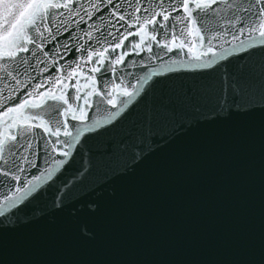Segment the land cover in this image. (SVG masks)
I'll use <instances>...</instances> for the list:
<instances>
[{"label":"water","instance_id":"1","mask_svg":"<svg viewBox=\"0 0 264 264\" xmlns=\"http://www.w3.org/2000/svg\"><path fill=\"white\" fill-rule=\"evenodd\" d=\"M50 2L68 7L51 9L50 19L30 28L27 51L12 58L0 54V221L9 234L71 239L100 231L115 214L116 193L139 200L128 227L148 253L152 246L170 258H180L181 251L207 253L231 241L238 220L258 237V146L248 147L245 158L251 167L239 197L230 188L226 158L195 174L183 163L190 146L236 126L257 128L264 115L259 107L264 105L259 87L264 84L259 35L264 21L253 15L261 5L248 12L244 9L256 0H230L241 4L239 9H229L224 0ZM185 2L195 23L187 19ZM196 3L211 7L205 14ZM7 27L0 11V36ZM245 83L253 87L238 94L235 86ZM185 90L199 96L198 103L187 105L183 119L153 121L150 133L149 112L172 107ZM125 91L135 95L126 97ZM60 95L67 103L50 98ZM24 101L30 106L22 117L10 120L15 113L9 109ZM73 110L76 117L83 111L85 118H73ZM136 152L140 156L134 159ZM146 190L151 194L144 196ZM95 205L100 212L93 217L90 206ZM86 255L82 248L16 247L0 261L58 264Z\"/></svg>","mask_w":264,"mask_h":264},{"label":"snow or ice","instance_id":"2","mask_svg":"<svg viewBox=\"0 0 264 264\" xmlns=\"http://www.w3.org/2000/svg\"><path fill=\"white\" fill-rule=\"evenodd\" d=\"M219 2L220 0H211V3ZM211 3H196L195 8L199 12L206 14L207 10L211 7ZM224 3L229 9L233 7L237 9L241 8V4L234 5L230 0H224ZM257 5L261 6L258 12L253 13V15L258 16L264 21V0H256L255 3H249L248 7L244 10L251 12ZM61 7L67 8L68 5L53 3L50 0H47V2L45 0H39V2L38 0H0V11L4 15L5 22L9 25L4 30L3 35L0 36V42H2V52L0 54L12 58L16 55L17 51H27L28 49L25 47V43H27L26 37L30 28L37 21L42 22L46 17L50 19L52 16L51 9ZM93 7H96V5H93ZM182 7L187 13L189 22L195 23L196 21L192 20L193 11L189 7V4L185 2ZM173 10L175 11V8ZM136 11H139V8ZM119 19L124 20L125 17L121 15ZM178 19L183 21L185 18L178 17ZM164 20H169V16L164 15ZM148 22L152 21L150 20ZM251 30L256 31L257 28L253 27ZM259 35L261 41L264 42V23H261L259 26ZM209 45H211V40H209ZM115 46L119 48L120 44L117 43ZM168 50L171 51V48ZM192 51L193 49L189 48V52ZM208 51H211V47H209ZM122 59L121 57L120 60ZM195 59L199 61L200 54H197ZM252 87L253 85L251 83H245L243 85L237 84L235 89L238 94H243L246 88L250 89ZM259 87L264 89V84H261ZM133 95H135V92H124V96L129 98ZM50 98L53 100H64L67 103L63 95L51 96ZM199 99L200 97L196 94L189 95L187 90H185L183 98L178 96L172 107L150 111L148 114L149 132L151 133V123L153 121L157 124H164L170 121L174 122L177 118L183 119L186 116L184 109L187 105H195ZM108 103L112 104L113 107L116 106L112 99H109ZM120 103L127 105L129 100H121ZM29 106V102L24 101L16 109H9L10 113H15V115H10L9 119L16 120L22 117V110ZM259 107L264 111V105H259ZM196 110L199 111L198 108ZM112 115H119V112L113 113ZM85 116L86 113L81 111L80 116L76 117L75 111L73 110V118L82 120ZM47 130V127H45V131ZM65 135L71 136V133L66 128ZM12 139L15 140V137H12ZM139 139L143 142L142 136ZM250 144L258 146L260 189L258 237L250 234L238 220L234 227L231 241L216 246L207 253L181 251L179 252L180 258H170L169 253L162 248H158V246H152L151 253H148L145 251V246L132 238L133 233L128 227L134 212L138 209L139 200L135 196L129 199H122L116 193H113L115 214L108 222V226L100 231H84L81 234L73 236L71 239L59 236L30 239L13 237L9 234L7 228L3 226V222L0 221V256L6 255L10 249L16 247H71L86 249V257L58 262V264H264V115L260 117L257 128H250L243 125L236 126L219 133H213L201 143L190 146L186 150L183 167L189 173L195 174L204 171L211 164L226 158L230 166V188L239 197L242 195V189L247 183L249 168L251 167L245 158ZM17 146L27 151V148L22 144H14L12 147L16 148ZM27 147H31L30 142H28ZM128 147L129 145L125 144L123 150L126 151ZM52 151H55L54 147ZM64 155L67 156L68 153H64ZM139 156L140 153L138 152L133 154L134 159ZM49 157L51 158L50 154ZM23 158L21 157V159ZM53 162L63 163L55 160ZM5 163L7 164L9 162L5 161ZM9 172L10 169L9 171H5L4 176L7 177ZM48 175L50 176L51 173H48ZM12 179H18V177L12 176ZM33 179L39 181L41 177L34 176ZM32 187H35V185H32ZM32 187H29L27 191L30 192ZM17 191L22 190L18 189ZM150 194L151 190H146L143 193L144 196ZM6 199L11 200L12 198L6 197ZM90 207L92 211L89 215L95 217L100 212V206L95 205ZM0 264H3V261H0Z\"/></svg>","mask_w":264,"mask_h":264}]
</instances>
